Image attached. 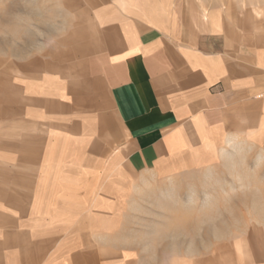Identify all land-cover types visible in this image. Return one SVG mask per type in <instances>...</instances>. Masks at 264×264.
<instances>
[{
	"label": "crops",
	"instance_id": "0c3cea01",
	"mask_svg": "<svg viewBox=\"0 0 264 264\" xmlns=\"http://www.w3.org/2000/svg\"><path fill=\"white\" fill-rule=\"evenodd\" d=\"M240 8L91 0L76 60L17 83L0 264H264L260 223L204 232L264 207V17Z\"/></svg>",
	"mask_w": 264,
	"mask_h": 264
},
{
	"label": "rangeland",
	"instance_id": "374dc122",
	"mask_svg": "<svg viewBox=\"0 0 264 264\" xmlns=\"http://www.w3.org/2000/svg\"><path fill=\"white\" fill-rule=\"evenodd\" d=\"M204 1L209 6L234 8L237 11L240 7H246L256 13L261 12L264 17V0ZM90 2L0 0V142L3 143L6 138H20L19 132L16 133V123L20 121L17 109L21 104L22 93L17 83L32 73L63 71L76 60L86 42L94 36L95 29L88 9ZM255 3H261V8L255 9ZM203 7L207 8L206 5ZM212 182L210 174L201 188L205 187L209 191ZM255 182L253 193L257 192ZM211 197V194H205L200 206L207 204ZM249 199L252 207H230L234 208V212H228L229 207H221L220 218L216 221L212 219L213 212L205 211V235H210L215 225H220V229L224 230L228 222H237L239 225L246 221L252 226L260 223L264 229V207L260 205L259 196L253 194ZM180 202L179 197H169L167 200L170 207ZM215 214L218 215L217 211Z\"/></svg>",
	"mask_w": 264,
	"mask_h": 264
},
{
	"label": "bare ground",
	"instance_id": "6f19581e",
	"mask_svg": "<svg viewBox=\"0 0 264 264\" xmlns=\"http://www.w3.org/2000/svg\"><path fill=\"white\" fill-rule=\"evenodd\" d=\"M254 7H255V9L256 8H261V4L255 3ZM203 8H204V11L207 12V8H205V7H203Z\"/></svg>",
	"mask_w": 264,
	"mask_h": 264
},
{
	"label": "built area",
	"instance_id": "2783aa9c",
	"mask_svg": "<svg viewBox=\"0 0 264 264\" xmlns=\"http://www.w3.org/2000/svg\"><path fill=\"white\" fill-rule=\"evenodd\" d=\"M262 94H264V82H263V91H262L261 95H262Z\"/></svg>",
	"mask_w": 264,
	"mask_h": 264
}]
</instances>
